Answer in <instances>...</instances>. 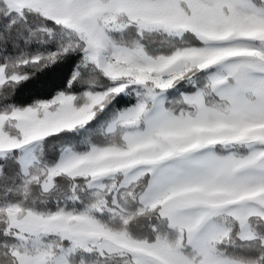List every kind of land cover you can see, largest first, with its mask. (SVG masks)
I'll return each instance as SVG.
<instances>
[{
	"label": "snow or ice",
	"instance_id": "6c2138e0",
	"mask_svg": "<svg viewBox=\"0 0 264 264\" xmlns=\"http://www.w3.org/2000/svg\"><path fill=\"white\" fill-rule=\"evenodd\" d=\"M0 264H264V0H0Z\"/></svg>",
	"mask_w": 264,
	"mask_h": 264
}]
</instances>
